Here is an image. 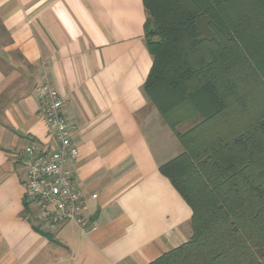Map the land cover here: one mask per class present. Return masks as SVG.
<instances>
[{
	"label": "crops",
	"instance_id": "obj_1",
	"mask_svg": "<svg viewBox=\"0 0 264 264\" xmlns=\"http://www.w3.org/2000/svg\"><path fill=\"white\" fill-rule=\"evenodd\" d=\"M146 19L143 0H0V264H148L192 236V208L160 171L183 146L144 90ZM44 82L77 126L86 229L48 232L27 193L24 149L55 142Z\"/></svg>",
	"mask_w": 264,
	"mask_h": 264
},
{
	"label": "trees",
	"instance_id": "obj_2",
	"mask_svg": "<svg viewBox=\"0 0 264 264\" xmlns=\"http://www.w3.org/2000/svg\"><path fill=\"white\" fill-rule=\"evenodd\" d=\"M143 2L144 90L183 146L160 171L193 211L148 264H264V0Z\"/></svg>",
	"mask_w": 264,
	"mask_h": 264
},
{
	"label": "built area",
	"instance_id": "obj_3",
	"mask_svg": "<svg viewBox=\"0 0 264 264\" xmlns=\"http://www.w3.org/2000/svg\"><path fill=\"white\" fill-rule=\"evenodd\" d=\"M36 90L39 114L47 120L55 142L52 148L32 144L24 149L22 162L27 193L38 205L48 232H56L70 221L86 229L87 219L83 215L86 192L69 167L78 157L74 139L77 126L66 117L65 99L55 87L44 82Z\"/></svg>",
	"mask_w": 264,
	"mask_h": 264
},
{
	"label": "rangeland",
	"instance_id": "obj_4",
	"mask_svg": "<svg viewBox=\"0 0 264 264\" xmlns=\"http://www.w3.org/2000/svg\"><path fill=\"white\" fill-rule=\"evenodd\" d=\"M195 121H191V122H185V123H182L178 126V129L181 130V131H185L187 130L192 124H194Z\"/></svg>",
	"mask_w": 264,
	"mask_h": 264
}]
</instances>
